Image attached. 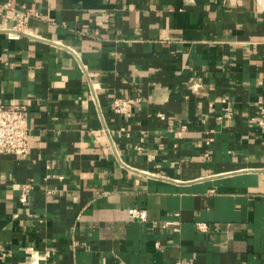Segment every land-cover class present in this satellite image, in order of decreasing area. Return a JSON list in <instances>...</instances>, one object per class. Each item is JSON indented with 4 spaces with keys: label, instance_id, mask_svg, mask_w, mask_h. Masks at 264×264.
<instances>
[{
    "label": "crops",
    "instance_id": "obj_1",
    "mask_svg": "<svg viewBox=\"0 0 264 264\" xmlns=\"http://www.w3.org/2000/svg\"><path fill=\"white\" fill-rule=\"evenodd\" d=\"M0 102V264H264V0H0Z\"/></svg>",
    "mask_w": 264,
    "mask_h": 264
},
{
    "label": "built area",
    "instance_id": "obj_2",
    "mask_svg": "<svg viewBox=\"0 0 264 264\" xmlns=\"http://www.w3.org/2000/svg\"><path fill=\"white\" fill-rule=\"evenodd\" d=\"M3 8H10L9 3L2 4ZM25 22L17 19V22L12 29L7 30L9 38H18L23 31ZM138 102L137 98L113 96L110 102L111 111L120 116L130 117L134 113L135 106ZM27 108L17 102H10L8 104L0 102V155H14L24 156L28 152L29 142V126L27 122ZM230 113H226L229 117ZM260 125H263V120H258ZM29 184H25L23 193L29 191ZM24 196V195H22ZM130 218L145 219L146 214L143 210L136 208L128 209ZM199 228L205 230V224H198ZM32 264H37L36 260ZM180 264V263H178Z\"/></svg>",
    "mask_w": 264,
    "mask_h": 264
}]
</instances>
